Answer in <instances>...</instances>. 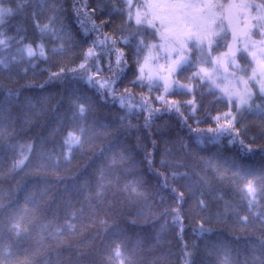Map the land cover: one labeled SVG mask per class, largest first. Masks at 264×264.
<instances>
[{"label": "trees", "instance_id": "1", "mask_svg": "<svg viewBox=\"0 0 264 264\" xmlns=\"http://www.w3.org/2000/svg\"><path fill=\"white\" fill-rule=\"evenodd\" d=\"M225 1L167 88L145 0H0V264H264V93L200 75Z\"/></svg>", "mask_w": 264, "mask_h": 264}, {"label": "rangeland", "instance_id": "2", "mask_svg": "<svg viewBox=\"0 0 264 264\" xmlns=\"http://www.w3.org/2000/svg\"><path fill=\"white\" fill-rule=\"evenodd\" d=\"M225 5L232 30L231 43L211 68H201L200 75L211 81L227 99L243 106L254 96L249 81L257 83L264 93V15L260 7L248 5L244 0H226ZM217 10L214 0H145L134 17L157 28L160 40L152 45L141 69L143 74L156 77L167 88H172V73L187 60L189 43L204 45L214 34L213 25L219 17ZM254 28H258L259 38H251L250 29ZM242 51L250 59L247 75L243 74L244 66L236 60Z\"/></svg>", "mask_w": 264, "mask_h": 264}, {"label": "snow or ice", "instance_id": "3", "mask_svg": "<svg viewBox=\"0 0 264 264\" xmlns=\"http://www.w3.org/2000/svg\"><path fill=\"white\" fill-rule=\"evenodd\" d=\"M262 91H264V88H262ZM241 102H242V103H246V101H243V100H242Z\"/></svg>", "mask_w": 264, "mask_h": 264}]
</instances>
